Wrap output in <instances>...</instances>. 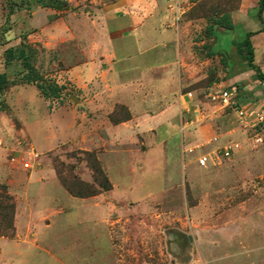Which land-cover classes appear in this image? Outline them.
<instances>
[{
  "label": "rangeland",
  "instance_id": "obj_1",
  "mask_svg": "<svg viewBox=\"0 0 264 264\" xmlns=\"http://www.w3.org/2000/svg\"><path fill=\"white\" fill-rule=\"evenodd\" d=\"M58 1L60 9L0 0V74L9 81L0 92V185L9 198L0 199V264H264V81L235 47L262 30L251 41L264 73L259 0ZM222 15L231 31L213 24ZM110 16L116 28L129 16L138 26L160 24L166 47L139 56L127 44L131 58L117 67L142 63V73L126 77L152 74L170 89L163 88V108L141 109L157 113L141 126L151 132L115 128L120 139L106 140L114 124L98 103L113 91L89 63L104 60L101 26ZM22 40L34 50L36 74L63 88L58 98L21 83L20 62L5 66V50ZM224 90L233 93L230 107L219 99ZM120 106L112 112L123 120L130 111ZM241 107L263 113V121L240 124ZM232 142L240 150L217 158ZM79 151L95 154L111 191L89 198L65 191L54 160L64 175L93 184ZM202 156L206 166L198 165Z\"/></svg>",
  "mask_w": 264,
  "mask_h": 264
},
{
  "label": "crops",
  "instance_id": "obj_2",
  "mask_svg": "<svg viewBox=\"0 0 264 264\" xmlns=\"http://www.w3.org/2000/svg\"><path fill=\"white\" fill-rule=\"evenodd\" d=\"M117 19L116 16L106 17L101 26L106 37L102 46L104 49V54H102L104 60L100 61L99 64H95V62L89 63L91 75L99 73L104 81H110V85L107 86V89L113 91V97L111 98H107V94L101 96V102L98 103V111L109 115L115 104H120L126 106L131 114L130 120L111 126V130L105 138L106 140L109 138L111 140L120 139V136L117 135V131H113L115 128L130 130V132L137 131L139 135L151 132L153 127L150 126L145 130H141V126L142 123H148V118L152 119L157 113L151 115L144 113L141 109L157 104L159 108H163L164 105H162V101L166 99L163 94V88L165 87L167 90L170 89L169 81L163 80L162 77L157 78L152 74L147 79L139 75H136V77H126L127 73L133 71H140V73H142L144 70L143 67H141L142 63L134 62L124 68L117 67V61L120 59L131 58L130 52L125 48L127 44L132 43V47H135L136 53L139 56L149 54L157 48L166 47V35L160 30V24L155 23L152 25L145 24L138 26L137 21L132 16H129L128 20L124 18V27L116 28V26L120 24ZM125 35L131 38V40H123V36L125 37ZM117 39H122L120 44L115 42ZM151 56L155 57L154 54H151ZM147 60L152 59L149 56ZM160 66H162V64L151 66L147 70L153 72ZM175 103H177V110L183 107V97L177 99ZM156 112L164 114L166 109H158ZM142 117L143 119H141Z\"/></svg>",
  "mask_w": 264,
  "mask_h": 264
},
{
  "label": "trees",
  "instance_id": "obj_3",
  "mask_svg": "<svg viewBox=\"0 0 264 264\" xmlns=\"http://www.w3.org/2000/svg\"><path fill=\"white\" fill-rule=\"evenodd\" d=\"M40 4L46 8L60 9L61 2L58 0H39ZM264 10V0H259V20L263 21L261 16L262 11ZM214 25H219L224 29L231 31L233 29V23L229 16L222 15L220 18H217L213 22ZM211 26L208 28V31L211 32ZM263 32L262 30L256 32H247L246 37L243 41L238 44H235L236 53L243 59L247 66L256 74L257 79L264 81V73L261 72L258 66L254 64V48L251 41V37L257 35L258 33ZM34 56V50L24 41L22 40L18 46L10 47L4 52L5 66L11 65L13 62H20L23 70L25 71L22 78L21 83L25 84H33L36 86L40 95L44 98H58L62 91L61 86H57L52 82H48L44 80L43 77L38 76L36 74L35 69L32 66V58ZM9 81L5 73L0 74V92H2L6 87H8ZM120 108H125L124 106H120ZM109 121L117 125L119 123L130 120V114L123 120H118L115 118V111L109 114ZM78 154L81 156V161L85 162L88 169L92 173L93 184L89 185L83 181H81L75 175H70V171H68L67 175L63 173V170H60L59 167H63L62 164L57 163V160H54L55 163V172L56 175L65 189V191L75 198H89L95 197L101 193H106L111 191L112 185L109 182L107 176L105 175L99 160L96 158L93 152L88 151H79ZM69 174V175H68ZM4 187L0 185V199L9 200L8 196L3 195ZM2 194V196H1ZM12 205H9L7 208L12 209Z\"/></svg>",
  "mask_w": 264,
  "mask_h": 264
},
{
  "label": "built area",
  "instance_id": "obj_4",
  "mask_svg": "<svg viewBox=\"0 0 264 264\" xmlns=\"http://www.w3.org/2000/svg\"><path fill=\"white\" fill-rule=\"evenodd\" d=\"M232 92L228 90H224L220 93L219 99L221 100L222 104L224 107H230L231 106V97H232ZM236 116L240 124L244 126H248L252 121L254 123L258 124L263 121V113H259L257 111H254L253 108L251 107H241L237 108L236 111ZM253 119V120H252ZM212 141H216V138H214ZM261 139L260 137L255 138V142H260ZM240 144L238 142H232L227 145H224L217 150V154L220 155V157L217 156V158L221 159H229L232 157L236 152L240 150ZM208 162V157L207 156H202L198 160V165L199 166H206ZM26 168L28 167V164L25 165Z\"/></svg>",
  "mask_w": 264,
  "mask_h": 264
}]
</instances>
